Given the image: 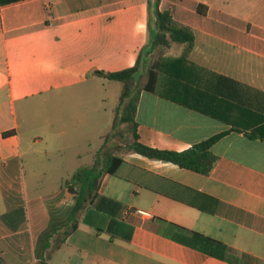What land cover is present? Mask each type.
<instances>
[{
  "label": "crops",
  "instance_id": "1",
  "mask_svg": "<svg viewBox=\"0 0 264 264\" xmlns=\"http://www.w3.org/2000/svg\"><path fill=\"white\" fill-rule=\"evenodd\" d=\"M158 8L188 26L194 43L186 58L176 42L159 53L150 91L154 0L0 3V264H264V0H160ZM137 60L119 105L122 82L95 72ZM130 100L133 123L120 121ZM134 133L174 151L220 134L210 147L216 160L204 175L150 159L130 149ZM108 154L122 161L99 194L119 202L128 241L110 238L111 216L93 205L75 229L65 226L75 197L62 199L61 183ZM24 158L35 187L48 170L69 175L54 192L29 194ZM179 227L225 244V258L175 240Z\"/></svg>",
  "mask_w": 264,
  "mask_h": 264
},
{
  "label": "trees",
  "instance_id": "2",
  "mask_svg": "<svg viewBox=\"0 0 264 264\" xmlns=\"http://www.w3.org/2000/svg\"><path fill=\"white\" fill-rule=\"evenodd\" d=\"M22 0H0L1 4L19 2ZM160 0H154V16L155 28L152 46L158 47L160 50L168 47L172 42L183 44L182 58H186L191 51L194 43L193 31L186 25L176 21L169 10H159L158 3ZM200 13H205L200 10ZM150 28V27H149ZM156 61H154L148 69L147 81L144 88L152 91L155 86L157 69ZM138 69V60L133 67L120 71L105 73L96 71L95 73L110 80L122 82V90L119 98V105L124 98L129 95L130 82ZM135 106L133 100H130L122 112L120 121L133 123V114ZM116 119L114 121V124ZM113 124V126H114ZM220 134L211 136L206 140H202L190 148L183 151H174L167 149H158L147 146L138 141V136L134 133L130 149L133 152L141 154L150 159L171 162L179 167L193 170L195 172L207 175L216 160L215 155L211 152L210 147L219 138ZM121 158L117 155L108 154L102 158H97L90 166L78 167L72 175L65 179L60 189L62 191V199H68L74 196L75 201L69 212L68 221L65 226L70 227V231L77 226L79 216L91 205L94 209L104 212L111 216L106 233L110 238H120L128 241L131 237L132 226L119 221L115 218L116 213L120 209V204L114 199L101 196L99 188L101 181L105 175L115 173L121 164ZM173 238L180 243L191 246L211 256L224 259L227 247L225 244L201 234L196 231L187 230L179 227V231L173 234ZM36 264H47L45 257H41Z\"/></svg>",
  "mask_w": 264,
  "mask_h": 264
},
{
  "label": "rangeland",
  "instance_id": "3",
  "mask_svg": "<svg viewBox=\"0 0 264 264\" xmlns=\"http://www.w3.org/2000/svg\"><path fill=\"white\" fill-rule=\"evenodd\" d=\"M153 19H152V22L155 24V16H154V12H153ZM155 31H156V28L154 27ZM154 31V32H155ZM165 49V48H164ZM164 49H159L158 50V47H157V50L148 57V60L147 61H144V64L147 63V65L149 64V67L151 66V64L155 61V59L157 58V56H159V53H162ZM147 55V53L145 54V56ZM139 79V76L137 77ZM138 84V82H137ZM43 112H44V108L42 105H37L35 107V114L40 117L43 116ZM94 144L95 143H98V142H93ZM40 160L43 162H45V164L42 162V163H37L39 165H42L44 164V166H49L48 162H46L44 160L43 157L40 158ZM28 161H29V164H28ZM83 165H86V164H89L91 162V158L88 156V157H84L83 160ZM32 163L30 162V160H28V158H24V169H25V175H26V183H27V191L29 192V194H32L33 191H42L41 192H47V191H56L57 190V187L59 185V182L62 178L64 177H67L69 175V173L67 172H58V171H53V170H48L47 172H41L42 174H39L41 175L40 177V180H41V185L42 186H38V187H35L34 185V177H32V171L28 170V167H31ZM35 187V188H34ZM61 236V235H59Z\"/></svg>",
  "mask_w": 264,
  "mask_h": 264
},
{
  "label": "built area",
  "instance_id": "4",
  "mask_svg": "<svg viewBox=\"0 0 264 264\" xmlns=\"http://www.w3.org/2000/svg\"><path fill=\"white\" fill-rule=\"evenodd\" d=\"M127 213L134 214L143 219H151L153 217L149 211L141 208H130L127 210Z\"/></svg>",
  "mask_w": 264,
  "mask_h": 264
}]
</instances>
